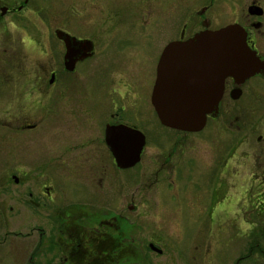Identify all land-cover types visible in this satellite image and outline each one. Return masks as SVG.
<instances>
[{"label":"flooded vegetation","instance_id":"af4514ba","mask_svg":"<svg viewBox=\"0 0 264 264\" xmlns=\"http://www.w3.org/2000/svg\"><path fill=\"white\" fill-rule=\"evenodd\" d=\"M44 2L0 0V33L10 43L5 50L9 79L0 82L12 100L9 115L16 106L20 111V119L12 122L14 129L30 131L43 124L44 114L28 123L25 104L30 102L35 110L45 105L48 90L59 83L52 98L58 111L52 118L56 126L51 127V121L41 129L54 136L55 154L73 152L75 176L102 187L105 177L109 185L112 174L142 162L143 168L151 167L146 184L164 183L167 193H161L167 195L170 210L193 223L197 237L188 243L196 242L207 253L218 247L225 230H247L246 254L223 259L217 250L214 259L201 264H264V0H58L71 18H63L51 32L46 30ZM228 24L242 30L252 54L249 72L223 76L216 105L198 130L161 124L151 93L162 51L173 42ZM52 48L59 58L55 65L47 61ZM119 51L122 60L108 68L107 61ZM94 66L100 71L97 79L83 84L80 78ZM72 73L78 76L77 85L63 78ZM67 83H72L71 90ZM15 99L22 103L15 104ZM112 151H124L126 156L137 151L138 158L133 165L118 168ZM117 185L113 179L110 189L91 190L88 197L111 202L122 184ZM42 194L37 199L26 192L29 204L42 206L44 215L51 212L53 202L50 192ZM119 196L113 207L106 203L103 214L96 213L98 209L56 206L47 218L42 216L49 229L42 225L28 233L32 237L35 232L42 259H55L57 264L125 262L127 244L134 241L127 213L139 211L138 205L146 202L131 195L124 203L125 194ZM27 260L36 264L31 254Z\"/></svg>","mask_w":264,"mask_h":264},{"label":"rangeland","instance_id":"374dc122","mask_svg":"<svg viewBox=\"0 0 264 264\" xmlns=\"http://www.w3.org/2000/svg\"><path fill=\"white\" fill-rule=\"evenodd\" d=\"M44 7L43 17H45L46 30L48 32L57 27L63 18L64 21L71 18L70 10L59 6L58 0H45ZM4 21H6V18ZM11 36L13 39L17 38L18 35L12 34ZM3 37L0 33V80L2 79L5 82V79H9V75L5 74L6 69L9 72V63L5 50L8 49V44L10 43L3 40ZM98 46L102 48V45ZM26 52L30 57L35 56L33 52ZM47 54L51 56L50 59L47 58L48 63L55 65L59 60L55 49L48 50ZM122 58V51L114 53L113 58L107 61L106 66L110 68L121 61ZM27 63L29 62L27 61ZM99 72L98 67L94 66L90 68L87 75L84 74L80 79L83 84H86L90 80L97 79ZM79 73H83V71ZM75 75V73H72L63 78L70 80L72 83L74 81L73 85H77L78 76L75 77ZM72 83L64 85L67 86L69 84L68 89L71 90L70 86H72ZM58 84H54L48 90L47 95L50 97L45 105L37 108L35 106V110L32 108L33 104L26 102L24 111L28 123L37 121V118L39 120L41 115L44 114L43 118L45 120L43 124L46 122L50 124L52 121L50 126H56L52 118L58 111L57 105L52 98L55 96ZM84 89L86 90V88ZM7 91L6 84L0 82V264H29L27 259L30 254L31 261L36 264H57L55 259H42L41 247H36L35 232L32 237L28 236L30 230L34 227H43L42 225L49 229V221L48 223L45 221L44 224V219L49 216V213L56 206L68 209L77 208L82 209V211L98 209L99 211H96V213L103 214V210L109 207L107 205L113 207V204L118 202L122 197L119 196L120 193L126 196V202L124 203H129L128 198L131 195L137 198L141 197L146 202L142 207L138 205L139 211L127 213L128 221L132 225L128 227V231L132 234L131 238L134 241L131 244H127L128 259L122 264H187L188 262L190 264H201L203 259H214L217 250L223 259L247 253V230H238L234 233L226 232L225 230L222 232V241L218 243V247L217 244L213 248L210 247L207 253H205V248L197 246L196 242L188 243L189 238L192 240L197 237V233L194 232L193 234V223L187 222L186 218L179 214V211H174L173 214L170 210L167 195L161 193H167L164 183H160L157 186L146 184L145 179H149L151 167L143 168L145 164L142 162L123 173L112 174V180L109 185L106 180L108 177L103 179L102 187H98L95 182L84 183L82 181L84 179L88 182L86 178L81 179L73 174L75 173L73 159L71 158L73 152L70 149H66L64 152L63 150L61 151L63 152L61 153L62 156L55 154L56 142L54 141V136L48 130L46 134L43 133L41 129L43 124L37 125L36 128L30 131L14 129L12 122H17L20 119V111L16 106L14 110L12 109L13 114L9 115L13 104L12 100H8L10 94L9 92L7 94ZM67 94L73 95L71 92ZM83 94L85 95V93ZM21 103L20 99H15V104ZM14 118L18 120H13ZM66 139L67 136L65 135L62 138L63 144ZM164 143L165 140H162V144ZM66 146L64 144L65 148ZM55 155L60 159L56 160ZM44 164L45 166H43ZM12 177L17 178L16 183ZM26 179L29 181L25 182ZM113 179L118 184L117 186L122 185L119 191L116 192V197L111 198V202L106 201L103 197H88L91 190L101 191L103 187L110 189L109 186L113 184ZM82 189L83 192H81ZM28 190L37 199L38 196H43V190L50 192L51 201L53 202L51 212H45L43 215L44 208L42 206L35 207L30 205L29 196H26ZM177 191L178 195L176 197H180L181 190L178 189ZM135 197L134 202H137L138 199ZM48 204L51 203L48 201ZM47 207L51 206L47 205ZM101 217L94 216V219H103ZM149 242L159 249L160 252L149 248L147 246ZM50 254L52 253H47V255Z\"/></svg>","mask_w":264,"mask_h":264},{"label":"water","instance_id":"95a60500","mask_svg":"<svg viewBox=\"0 0 264 264\" xmlns=\"http://www.w3.org/2000/svg\"><path fill=\"white\" fill-rule=\"evenodd\" d=\"M252 63V54L236 24L205 30L185 42L169 44L160 55L151 93L160 123L198 130L205 114L216 105L223 76L249 72ZM212 74L216 75L213 79ZM112 153L118 168L131 166L138 158L137 151L127 156L124 151ZM149 247L160 252L152 244Z\"/></svg>","mask_w":264,"mask_h":264}]
</instances>
